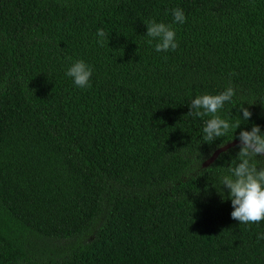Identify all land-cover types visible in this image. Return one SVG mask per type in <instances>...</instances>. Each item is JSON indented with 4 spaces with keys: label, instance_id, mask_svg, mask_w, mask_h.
Returning <instances> with one entry per match:
<instances>
[{
    "label": "trees",
    "instance_id": "16d2710c",
    "mask_svg": "<svg viewBox=\"0 0 264 264\" xmlns=\"http://www.w3.org/2000/svg\"><path fill=\"white\" fill-rule=\"evenodd\" d=\"M151 19L175 51L148 44ZM81 59L85 89L65 74ZM229 85L220 116H252L207 142L189 104ZM253 125L264 0H0V264H264V221L232 219L214 186L237 147L203 167Z\"/></svg>",
    "mask_w": 264,
    "mask_h": 264
},
{
    "label": "clouds",
    "instance_id": "9594fccd",
    "mask_svg": "<svg viewBox=\"0 0 264 264\" xmlns=\"http://www.w3.org/2000/svg\"><path fill=\"white\" fill-rule=\"evenodd\" d=\"M171 11L173 23L186 22L182 9L177 7ZM144 23L147 29L146 36L150 38L148 44L152 45L155 41V51H175L178 48L176 32L171 24L157 22L155 19ZM95 35L97 42L103 46L106 38L104 29H98ZM65 74L72 79L76 87L81 89L91 87L93 69L84 60L73 62ZM235 95V89L229 85L219 94H203L192 99L189 104L191 110L187 115L193 118L209 117L202 129L205 141L213 142L217 138L225 137L230 131L239 129L242 121L247 122L251 118L252 112L244 105L239 108L242 117L239 115L240 119L234 123L220 116V111L226 103L232 102ZM238 139L235 159H232L226 174L220 177L219 187L214 186L224 200H231L232 219L239 221L240 224L260 223L264 221V166L258 165V158H264V131L259 125H253L250 131H240ZM225 144L222 142L218 147L224 148ZM258 239L264 240V233L260 234Z\"/></svg>",
    "mask_w": 264,
    "mask_h": 264
},
{
    "label": "water",
    "instance_id": "95a60500",
    "mask_svg": "<svg viewBox=\"0 0 264 264\" xmlns=\"http://www.w3.org/2000/svg\"><path fill=\"white\" fill-rule=\"evenodd\" d=\"M239 144V141H234L232 143L227 144L226 146H224V148H220L217 151H215V153L212 155V157L210 159H208L204 164L203 167H208L210 166L221 153L226 152L228 149L235 147L236 145Z\"/></svg>",
    "mask_w": 264,
    "mask_h": 264
}]
</instances>
